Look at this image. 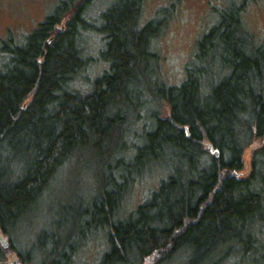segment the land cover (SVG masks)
<instances>
[{
  "label": "trees",
  "instance_id": "16d2710c",
  "mask_svg": "<svg viewBox=\"0 0 264 264\" xmlns=\"http://www.w3.org/2000/svg\"><path fill=\"white\" fill-rule=\"evenodd\" d=\"M250 1L219 13L177 86L161 76L156 48L174 4L142 22L143 0H114L96 27L84 20L89 0H60L30 35L1 44L0 237L8 245L0 240V262L17 252L19 264H32L13 233L72 162L92 168L99 184L84 216L86 229L108 234L100 264H164L186 253L185 264H222L217 253L238 246L264 253V40L256 44L243 23ZM85 32L103 41L108 69L81 93L69 84L90 63ZM150 103L154 120L138 134ZM163 161L170 172L156 191L117 218L134 182ZM85 239L71 230L40 264H71Z\"/></svg>",
  "mask_w": 264,
  "mask_h": 264
},
{
  "label": "rangeland",
  "instance_id": "374dc122",
  "mask_svg": "<svg viewBox=\"0 0 264 264\" xmlns=\"http://www.w3.org/2000/svg\"><path fill=\"white\" fill-rule=\"evenodd\" d=\"M59 1L0 0V69L5 56L1 44L6 42L10 36L23 39L30 35L39 27L40 23L45 21L47 15L54 10ZM113 1L89 0L84 20H87L90 25L99 27L101 25L100 13ZM242 1L143 0L142 22L152 18L158 8L175 5L173 17L168 20L166 28L156 41L160 57L158 68L168 85L177 86L185 79V65L192 59L197 41L218 22L219 13L230 7L231 4H240ZM81 2L82 0H74L76 4ZM242 18L245 27L254 35L255 43L261 44L264 40V0L250 1ZM83 36L84 41L80 47L83 49L85 57L90 58V60L88 59V63H90L69 86L73 90L87 93L95 78L108 69V65L100 59L98 53L104 47L101 38L89 32H85ZM143 100L149 103L152 101V97L145 92ZM146 106L140 111L144 123L136 124L135 127L138 134L142 130L144 131L142 125H149L150 120H154L152 115H154L155 105L150 103ZM160 110L162 115L167 113L164 104L160 105ZM142 111L144 112L142 113ZM142 141L141 137L133 139V142L139 144ZM244 161L248 166L250 151L245 152ZM152 168L150 172L134 182L118 210L117 218L126 219L132 211L151 196L152 192L156 191L160 181L170 172L164 161ZM62 173L47 190L37 207L13 233L16 247L19 251L21 250L24 257L31 258L32 264H40L45 256L54 250L53 242L63 240L66 234L72 230L79 237L85 235L86 239L73 254L71 264H100L102 256L109 250L108 234L105 229H86L85 225L91 221V218L84 216V211L90 208L97 199L95 194L99 184L93 178L94 170L83 164L72 162L67 168H64ZM44 231L49 235V240L45 244L38 240V236ZM257 238L263 246L264 232H259ZM0 240L2 246L3 243H8L6 237H0ZM227 253H229L227 249H222L217 253L216 258H223L222 264H264V253L248 251L243 246H238V250L232 254L229 253L230 255ZM16 254L17 252L6 253L0 264H19ZM187 256V253L186 256L180 255L164 264H185L184 259Z\"/></svg>",
  "mask_w": 264,
  "mask_h": 264
},
{
  "label": "water",
  "instance_id": "95a60500",
  "mask_svg": "<svg viewBox=\"0 0 264 264\" xmlns=\"http://www.w3.org/2000/svg\"><path fill=\"white\" fill-rule=\"evenodd\" d=\"M8 244L7 243H3V246L6 247Z\"/></svg>",
  "mask_w": 264,
  "mask_h": 264
},
{
  "label": "flooded vegetation",
  "instance_id": "af4514ba",
  "mask_svg": "<svg viewBox=\"0 0 264 264\" xmlns=\"http://www.w3.org/2000/svg\"><path fill=\"white\" fill-rule=\"evenodd\" d=\"M103 11V10H102ZM17 260H18V262L20 261V259L17 257Z\"/></svg>",
  "mask_w": 264,
  "mask_h": 264
}]
</instances>
